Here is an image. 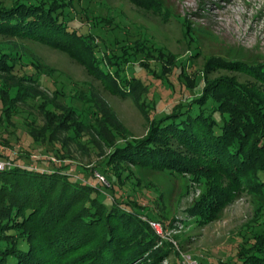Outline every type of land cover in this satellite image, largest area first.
<instances>
[{
    "label": "rangeland",
    "instance_id": "1",
    "mask_svg": "<svg viewBox=\"0 0 264 264\" xmlns=\"http://www.w3.org/2000/svg\"><path fill=\"white\" fill-rule=\"evenodd\" d=\"M18 1L0 0L6 7ZM45 1L54 7L60 4L68 15L69 31L79 37L76 42L68 38V51L0 38V54L17 61L1 76L8 86L22 84L30 98L19 102L20 112L7 121L0 96V152L9 153L17 165L23 164L20 157L32 158L34 164L29 166L34 170L68 169L70 164L73 179L98 186L108 202L112 176L102 169L115 141L106 136L108 144L100 134L116 126L122 130L112 131L119 146L126 139L146 136L150 123L174 113L178 104L196 94L210 58L264 66V0ZM138 51L144 53L134 56ZM224 75L250 81L235 68L216 70L211 78ZM254 88L264 96V87ZM233 104L253 116L252 106ZM64 106L75 107L79 126L68 129L71 123L66 120L58 135L44 130L49 123L46 114L58 117L63 110H57ZM260 144L264 145L261 140ZM128 173L120 174L122 186L114 184L119 199L123 195L126 203L136 202L150 228L148 219L161 221L163 234L153 231L159 245L173 246L174 253L155 264H234L240 245L263 243L264 191L254 195L241 187L235 192L221 180L215 181L212 191L207 179L145 166L131 167ZM261 177L264 180V173ZM210 191L227 196L224 206L214 203L222 207L214 219L200 211L208 207ZM148 262L142 256L133 264Z\"/></svg>",
    "mask_w": 264,
    "mask_h": 264
},
{
    "label": "trees",
    "instance_id": "2",
    "mask_svg": "<svg viewBox=\"0 0 264 264\" xmlns=\"http://www.w3.org/2000/svg\"><path fill=\"white\" fill-rule=\"evenodd\" d=\"M52 4L19 0L6 7L0 2V38L31 40L68 51V38L76 42L79 36L69 31L66 11L60 4ZM141 52H134V56ZM15 64L17 61L9 55L0 54V96L3 120L7 121L20 112L19 102L30 99L22 84L8 86L1 76ZM231 68L250 81L242 83L226 75L211 78L216 70ZM205 73L203 86L195 90L196 94L178 104L174 113L150 123L143 138L126 139L119 146L112 135L120 130L116 126L100 134L108 144L106 136L115 141L102 169L112 176L110 202L102 198L98 186L73 179L70 164L68 169L34 170L30 167L33 159L23 156V164L1 170L0 264H133L142 256L148 257L146 264H155L167 259L174 253L173 246L168 242L159 245L154 230L142 220L138 204L126 203L123 195L119 199L115 191L114 184H124L120 174L128 173L131 167L145 166L207 179L212 183L210 189L216 187V180H221L232 185L235 192L242 187L254 195L262 193L264 96L254 92V87H264V66L233 64L213 57L206 63ZM191 88L189 84L194 93ZM233 101L239 102L240 108L252 106L253 116L245 109L241 111ZM57 111L58 117L46 114L49 123L44 130L52 129L58 135L66 120L71 123L68 129L79 126L75 107L64 106ZM53 138L59 140L55 135ZM5 140L4 144H8ZM0 160L16 161L7 152H0ZM96 173L104 176L100 170ZM212 191L205 199L208 207L200 208L207 219L217 217L216 210L222 207L218 209L214 203L224 206L227 197ZM234 264H264V241L240 245Z\"/></svg>",
    "mask_w": 264,
    "mask_h": 264
},
{
    "label": "built area",
    "instance_id": "3",
    "mask_svg": "<svg viewBox=\"0 0 264 264\" xmlns=\"http://www.w3.org/2000/svg\"><path fill=\"white\" fill-rule=\"evenodd\" d=\"M15 164H13L12 162L10 161H3V160H0V171L1 170H5L6 168H10L12 166H14ZM100 177V180L102 181H105V178L102 177V176H98ZM148 222L151 226V228L153 230H156L155 232H157L159 235H162L163 234V231H164V225L161 221L159 220H153V219H148Z\"/></svg>",
    "mask_w": 264,
    "mask_h": 264
}]
</instances>
